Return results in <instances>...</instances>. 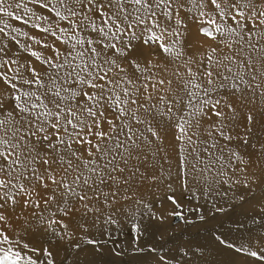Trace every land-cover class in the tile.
Segmentation results:
<instances>
[{"label":"snow or ice","instance_id":"1","mask_svg":"<svg viewBox=\"0 0 264 264\" xmlns=\"http://www.w3.org/2000/svg\"><path fill=\"white\" fill-rule=\"evenodd\" d=\"M0 14L20 25L0 18V264H98L116 233L138 264H213V245L264 264V0H0ZM245 205L258 227L172 235L174 219Z\"/></svg>","mask_w":264,"mask_h":264},{"label":"bare ground","instance_id":"2","mask_svg":"<svg viewBox=\"0 0 264 264\" xmlns=\"http://www.w3.org/2000/svg\"><path fill=\"white\" fill-rule=\"evenodd\" d=\"M7 2H12V1H7ZM0 18L5 19V20H8L9 23H13V26H20L19 25V22H13V21H11L10 18L3 17V14H0ZM0 27H3V25L0 24ZM201 203H203V201H201ZM244 211H241V210H240V212H236L235 211V212H233L231 215H229L227 217H223L222 219H217L216 220V224H215L216 227H217V231H226L228 229H235L237 227V223H235V222H243L249 228L258 227V225H253L250 220H246V217L243 214ZM220 221H223V229H221L219 227ZM211 226H212V224H209L207 226H205V225H199V227H198L200 229L199 230L200 231L199 232V237H197V236L196 237L195 236L193 237L192 234H194V232L196 231V228H193V225H187L185 227V229H184L183 234H181L182 236L179 237V235H178V237L179 238H182L183 240H189V239L194 240V241L199 240V242H201V243H206L208 241H206L205 238L207 237L208 233L206 232L205 229H206V227H211ZM16 227H18V226L16 225ZM9 233L11 235V238H13L14 240H20L21 243L23 242V240L21 238H19L20 236L17 235L16 232L10 231ZM195 235H196V233H195ZM118 236H120V235H118ZM115 237L116 236L114 234V239H115ZM144 237H146L147 241L146 240L144 241ZM144 237L140 241V244L141 245L159 244V243H162L161 240L158 239V237L155 236V235L148 234V235H145ZM114 239L112 238L111 240H114ZM115 240H119V237H117ZM171 242H170L171 245L168 243L166 245V247H172L174 242L173 241H171ZM107 244L108 243L104 244L105 246H103L104 247V255L103 256H97V257H95V259L97 260L98 264H104V262H106L105 264H121V260H123V258H121V260H120V257H122L123 255H121L119 257H116V256H113V255L109 254V251H108L109 249L115 247L116 244L119 245L120 250H122V253L125 250H128V249H132L133 250L136 247V245L133 242L130 243L128 241L126 242V241H122V240H120L118 242H115V243L112 242L109 245H107ZM3 246L4 247H9V245H3ZM37 246H39V245H37ZM19 247H20V245H16L17 250L19 249ZM215 247L216 246L213 245L211 248H209L208 256H209L210 262H213V264H227L228 261H230V260L233 259V255L227 249H224L223 251L217 252L216 250H214ZM131 254H133V252ZM130 256H134V258L132 257L133 258L132 261H134L135 263H136V261H138V255L137 256L136 255H130ZM127 257H128V255H127ZM92 258L93 257L91 255V252L90 251L81 254V264H84L85 259H92ZM128 264H131V263L128 262Z\"/></svg>","mask_w":264,"mask_h":264},{"label":"rangeland","instance_id":"3","mask_svg":"<svg viewBox=\"0 0 264 264\" xmlns=\"http://www.w3.org/2000/svg\"><path fill=\"white\" fill-rule=\"evenodd\" d=\"M7 1H12V0H7ZM254 115H256V114H254ZM256 119L259 121L258 123H254V125H253V133H254V137H255V135L256 134H264V128H261V125H264V119H262V118H260L258 115H256ZM168 143V139L166 138L165 139V144H167ZM250 206L249 205H245L244 206V208H240V207H237L236 209H235V211L236 212H240V210L241 211H244L245 209H247V208H249ZM235 211H232V210H229L228 211V213L227 214H224V213H221V214H218V218L217 219H222L223 217H227V216H229V215H231L233 212H235ZM173 224V223H172ZM210 224H212V225H215L216 224V220H213V221H211L210 222ZM199 225H203V224H201L200 222H197V224L196 225H193V228H196V231L199 229L198 227H199ZM187 225H184V223H183V221L181 222V223H179V224H176V225H173V227L175 228V232L174 233H172V235H174V236H176V237H178V235H179V237H181L182 235L181 234H183V232H184V229H185V227H186ZM14 228H18V227H16V225L14 224ZM18 230V229H17ZM200 230V229H199ZM194 232V234H192L193 235V237L195 236H197V235H195V233H197V232ZM200 232V231H199ZM13 233V232H12ZM8 234L10 235V233L8 232ZM14 234V233H13ZM118 235H120V236H118ZM20 236V235H19ZM115 239L117 238V237H119V240H115L114 239V236H113V239H114V241L115 242H118V241H120V240H122V241H128V242H130V243H132L133 241H132V237L131 236H129V235H127V234H120V233H116L115 234ZM10 237H11V235H10ZM178 237V238H179ZM19 238H21V236L19 237ZM99 238V237H98ZM147 241V239H146V237H144V241ZM165 240H168V243L171 245V239H170V237H165ZM113 242V240H109L108 241V244L107 245H109V244H111ZM161 242L163 243L164 241H162L161 240ZM171 242V243H170ZM167 243V244H168ZM166 244V245H167ZM37 245H39V244H37ZM103 246H105V245H103ZM0 247H4L3 245H0ZM87 247H89V246H85V248H87ZM5 248H7V247H5ZM133 252V254H131ZM130 253V254H129ZM62 255V254H61ZM123 256L122 257H120V260H121V258H123V260H121V264H128V262H130L131 264H138V261H136V263L134 262V261H132L133 260V258H134V256H130V255H136L137 256V254H135L134 253V251L132 250V249H128V250H125L124 252H123V254H122ZM126 255V256H125ZM127 255H128V257H127ZM133 257V258H132ZM132 261V262H131ZM72 263V261H71V259H69V261H68V264H71ZM106 262H104V264H105Z\"/></svg>","mask_w":264,"mask_h":264},{"label":"water","instance_id":"4","mask_svg":"<svg viewBox=\"0 0 264 264\" xmlns=\"http://www.w3.org/2000/svg\"><path fill=\"white\" fill-rule=\"evenodd\" d=\"M180 222H181V220H179V219H174V220L172 221L173 225H176V224H178V223H180Z\"/></svg>","mask_w":264,"mask_h":264}]
</instances>
